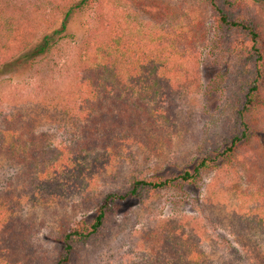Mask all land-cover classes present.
Segmentation results:
<instances>
[{"label": "trees", "instance_id": "16d2710c", "mask_svg": "<svg viewBox=\"0 0 264 264\" xmlns=\"http://www.w3.org/2000/svg\"><path fill=\"white\" fill-rule=\"evenodd\" d=\"M31 1L0 0V78L44 61L71 36L70 22L77 15L92 12L94 28L78 42L76 106L71 115L66 112L74 129L71 138L53 146L46 134L31 130L32 118L17 114L4 116L0 124V158L13 166L0 185V264H45L32 260L38 248L32 245L35 235L46 226L52 203L66 201L72 188L94 218L70 226L60 217L50 232L54 253L47 264H79L83 250L115 226L124 202H145L151 192L175 182L197 185L205 174L237 162L239 149L251 138L264 136V115L256 114L257 106L264 105V0ZM40 6L60 12L59 28L48 33L37 28L34 12ZM205 15L218 47L236 66L224 142L176 177L146 178L131 171L120 176L112 170L108 174L116 186L93 194L97 173L124 163L133 144L153 149L169 144L175 131L169 97L196 72L199 46L207 41ZM255 189L240 195L244 200L231 223L239 240L249 235L244 243L250 245L253 264H264V189ZM23 199L30 201L26 214ZM169 240L177 260L204 263L190 259L183 234L175 231Z\"/></svg>", "mask_w": 264, "mask_h": 264}, {"label": "rangeland", "instance_id": "374dc122", "mask_svg": "<svg viewBox=\"0 0 264 264\" xmlns=\"http://www.w3.org/2000/svg\"><path fill=\"white\" fill-rule=\"evenodd\" d=\"M204 21L207 41L199 46L196 72L169 97L175 128L170 132L169 144L158 149L147 143L133 144L132 155L124 163L97 173L93 194L99 196L116 186L108 174L112 170L120 176L131 171L140 177L172 178L182 173L187 164L192 168L211 147L224 142L230 125V101L236 89V66L218 47L212 22L207 17ZM34 23L48 33L60 27L61 14L40 6L34 12ZM93 28L92 12L77 15L70 22L71 36L61 40L44 61L26 72L0 78V124L4 116L17 114L32 118L31 130L46 134L53 146L71 138L74 129L66 112L71 115L70 110L76 106L78 42ZM218 75H222L220 79H216ZM260 99L264 101V89ZM257 108L256 114L258 111V116L264 115V105ZM237 158L234 165L205 174L197 185L175 182L171 187L151 192L145 202H124L115 226L99 242L83 250L79 264H187L188 261L172 255L175 249L171 248L169 237L175 231L189 240L192 260L203 264H253L255 260L247 250L250 245L244 243L249 235L244 234L239 240L231 222L235 221L234 213L239 211L241 199L244 200L240 195L248 196L255 188L264 189V136L251 138L239 149ZM12 172L13 166L0 158V185ZM75 194L78 193L72 188L66 201L52 203L45 215L46 226L35 235L32 245L38 247L34 249L35 257L38 256L32 260L47 264L45 261L51 259L54 252L50 232L60 217L70 226L94 218V211L78 203L79 196ZM29 202L22 201L24 214Z\"/></svg>", "mask_w": 264, "mask_h": 264}]
</instances>
